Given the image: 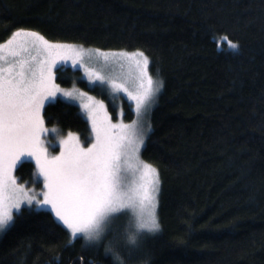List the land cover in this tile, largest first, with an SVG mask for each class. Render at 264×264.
I'll list each match as a JSON object with an SVG mask.
<instances>
[{
  "label": "trees",
  "instance_id": "16d2710c",
  "mask_svg": "<svg viewBox=\"0 0 264 264\" xmlns=\"http://www.w3.org/2000/svg\"><path fill=\"white\" fill-rule=\"evenodd\" d=\"M17 29L143 51L163 82L141 155L161 187L147 264H264V0H0V41ZM59 68L57 84L93 92L114 110L79 69ZM122 105L130 119V102ZM42 116L61 133L91 138L74 103L49 101ZM34 171L23 160L15 176L39 184ZM22 208L30 211L0 233V264H110L103 247H82L44 210Z\"/></svg>",
  "mask_w": 264,
  "mask_h": 264
},
{
  "label": "snow or ice",
  "instance_id": "6c2138e0",
  "mask_svg": "<svg viewBox=\"0 0 264 264\" xmlns=\"http://www.w3.org/2000/svg\"><path fill=\"white\" fill-rule=\"evenodd\" d=\"M229 47L237 49L236 43ZM95 55L106 66L116 62L135 70V90L88 66ZM85 69L89 81L124 92L138 119L113 123L103 100L80 93V107L91 124L94 140L87 147L72 132L59 139L52 155L42 139L49 130L41 110L57 94L75 99L56 83L58 65L69 61ZM143 51L105 52L83 46L49 42L39 32L17 29L0 42V231L15 223L23 204L44 210L53 228L66 229L82 247L104 248L110 264H147V239L160 231L157 218L161 191L158 171L141 159L150 134L139 123L163 87L148 73ZM95 90V89H93ZM103 93V89L101 88ZM131 109V104L129 105ZM122 115V113H121ZM55 132V129H52ZM24 158L35 162L43 180L42 199L13 175ZM36 182L35 180L33 181ZM123 224L117 222L122 220Z\"/></svg>",
  "mask_w": 264,
  "mask_h": 264
},
{
  "label": "rangeland",
  "instance_id": "374dc122",
  "mask_svg": "<svg viewBox=\"0 0 264 264\" xmlns=\"http://www.w3.org/2000/svg\"><path fill=\"white\" fill-rule=\"evenodd\" d=\"M9 38H7L4 41H0V42H5ZM48 41L49 42H52V43L71 44V45H74V46H77V47L82 46V45L75 44V43H70V42H58V41H50V40H48ZM83 48L88 49V50L97 49V48H90V47H86V46H83ZM101 50L102 51H105V52H118L117 50H103V49H101ZM127 52H134V51H127ZM87 63H88V66L89 67H91V68H93V69H95L97 71H100L106 77H111L113 79H116L117 82H125L126 85H127V87L129 89L135 90V87H136V82H135V79H134V77H135V70L134 69H130L128 67L127 63H125L123 67H121V65L119 63H116V62H109L105 66L104 63H103V61L100 60L95 55L91 56L87 60ZM59 66L63 70L66 67H70L72 69H79L80 72H81L82 78H84L87 81L88 85H90V86L96 85L100 89L102 88L103 89V92H106L107 97H108V100L113 105L114 110L111 112L108 109L106 102L102 98H100L97 94H95L93 92H89L88 90L83 89V88H81V87H79L77 85H74V84L69 85V86H61V85H59V86L61 87V89H64V90H67V91H72L74 93V95L76 96L75 99H70V98L64 97V96H62L61 94L58 93L55 98L48 99L46 101V103L49 102V101L56 100V99H62V100H65V101L74 103L75 105L78 106L80 112L87 119V116L84 113V110L80 107L81 100L83 99L85 102H87V98L86 97L81 98L80 95H79L80 93H87L88 96L94 97L96 100H103L104 101L109 116L113 118V121H112L113 123H117V122H121L122 121L125 124H131L133 120L138 119L137 116H136V114H135V105H134V103H132L131 101L128 100L127 95L124 92L114 91L111 88V86L108 85V84H104V85L100 86V82L99 81H96V80H93V82H90L89 81V77H88V75L85 72V69L81 68L79 66V64L73 65V63L71 62V60L66 61V62H63L62 64L58 65V67ZM148 73H149V70H148ZM149 75H150V73H149ZM151 77L153 78L154 82L159 83V81H157L153 76H151ZM157 95H158V93L155 95V97L153 98V102L150 104V106L147 108V110L144 112V114L139 118V123L142 126H144V127H147L148 126V113H149V110H151V108L153 107V104H155V100L157 99ZM123 100H126V101L130 102V104H131L132 117L130 119H125L124 118L125 110H124L123 105H122ZM121 113H122V115H121ZM41 114H42V110H41ZM87 121H88V119H87ZM88 124H89V127H90V135H91V138H90V140L87 143L82 142L80 140L78 134L75 133V132H72V133H74L79 138L82 146H84V147H87L94 140V135L92 133L91 124H90L89 121H88ZM45 127L49 131L46 134H44V136L42 137V139L45 141V146L48 147L49 152L52 155H57V154H59V151H60L59 146H58L59 139L61 137H66L67 134H68V132L61 133L59 131L58 127L57 126H54V125L47 126L45 124ZM52 129H55V132H53ZM23 160H29V161H31L34 164V167H35V162L33 160H31L30 158H24ZM13 175L15 176V169L13 170ZM34 177H35V179L39 180L38 181L39 184L37 182L34 183L33 182L34 180L33 181H26V180H22L21 181L17 177H16V180H17V182L19 184L25 185L26 188L28 190H31L34 195L40 194V198L42 199L43 180H42L41 177H39V175H38V173L36 171V167H35V171H34ZM22 207H28V208H34L35 209L34 206H29L27 204H23ZM3 231H0V233H2Z\"/></svg>",
  "mask_w": 264,
  "mask_h": 264
}]
</instances>
